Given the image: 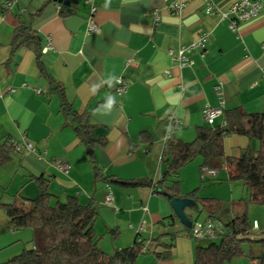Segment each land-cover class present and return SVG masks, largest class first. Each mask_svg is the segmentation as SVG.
Instances as JSON below:
<instances>
[{
	"label": "crops",
	"instance_id": "crops-1",
	"mask_svg": "<svg viewBox=\"0 0 264 264\" xmlns=\"http://www.w3.org/2000/svg\"><path fill=\"white\" fill-rule=\"evenodd\" d=\"M10 1L12 8L0 13V145L26 137L37 147L33 153L13 152L8 161L0 162V264L33 247V232L11 230L3 207L35 200L38 178L49 181L54 199L74 196L82 204L95 205L94 226L107 254L131 247L144 222L142 239L164 237L162 242L173 247L167 254L159 247L156 253L141 255L138 264H194L197 243L171 202L137 182L162 176L168 119L183 123L172 142H193L197 128L208 126L203 111L206 106L220 107L219 84L224 86V112L240 108L247 114H264V9L233 31L219 14L206 15V0H181L185 6L179 15L169 8L178 0H95L100 30L91 33V7L84 0H70L66 6L73 13L68 16L48 0ZM212 1L226 13L239 0ZM39 10L30 22L29 16ZM23 23L40 36L41 61L63 86L73 110L89 116L92 135L106 143H96L94 154L101 177L108 181L96 180L88 146L78 137L73 118L62 112L60 94L50 91L34 48L13 52L15 31ZM202 33L208 37L206 51L193 52L191 65L180 67L169 52L195 42ZM119 78L128 84L124 93L118 92ZM225 118L224 114L216 126ZM224 147L226 156L240 158L257 150L259 142L232 134ZM54 160L69 164L70 172L50 164ZM224 163L216 159L209 164L220 170L211 187L199 178L201 159L184 167L179 173L182 195L200 188L199 198L219 201L214 220L228 224L247 214L250 224L256 221L264 231V206L247 204L249 191L243 182L228 180V173L221 171ZM108 188L115 207L106 204ZM186 212L194 223L202 214L209 219L202 207ZM114 229L119 235L111 233ZM245 244L254 246L246 252ZM258 245L244 243L246 260L235 258L226 264H264V248Z\"/></svg>",
	"mask_w": 264,
	"mask_h": 264
},
{
	"label": "trees",
	"instance_id": "trees-1",
	"mask_svg": "<svg viewBox=\"0 0 264 264\" xmlns=\"http://www.w3.org/2000/svg\"><path fill=\"white\" fill-rule=\"evenodd\" d=\"M9 1L2 0L1 5ZM60 1L51 2L60 3ZM8 11L2 10L1 13ZM40 12L39 10L31 14L30 22ZM60 13L68 16L73 11L62 3ZM40 43L41 38L32 30L31 25L23 23L15 31L12 42L13 52L20 47L34 48L40 71L50 83V91L60 94L62 112L73 118L78 137L88 146L96 180L108 181L101 177V170L94 154L96 143L102 146L106 143L92 135L94 126L89 116H81L73 110L67 101L63 86L47 72L41 61ZM224 114L226 118L221 125L198 127L197 137L193 142H170L165 150V155L169 158L163 161L164 171L161 179L156 183L141 180L137 182V185L154 188L157 195L168 198L170 202L174 198H191L196 201L195 210L202 207L208 214L207 218L215 219L219 201L199 198L200 188L183 196L179 173L197 159L202 160L201 168L209 166L216 159H224L228 180L243 182L249 191L250 197L247 204L264 206V114H247L240 108L226 111ZM232 134L257 140L259 148L248 150L240 158L226 156L224 140ZM13 152L15 149L12 141L0 145V162L8 161ZM36 181L39 186V196L35 200L27 204L3 207L9 218L8 226L11 230L33 232V247L25 249L6 264H138L141 255L149 252L156 253L159 247L166 249L165 254H167L173 247L172 244L167 245L162 242L164 237L146 240L140 237V233L131 247L117 250L113 255H109L99 245L102 236L97 234L94 226L98 217L95 205L82 204L74 196H68L65 200L54 199L50 192L49 181L44 178H38ZM169 223L172 225V222ZM223 225L226 233L220 238L197 240L191 237L197 243L194 264H226L244 255L242 245L246 242L258 243L264 248V231L256 237L258 234L252 230L247 214ZM184 230L191 236V229ZM111 233L119 235L117 229L112 230ZM203 241L208 243L203 244ZM156 255L161 258L160 254Z\"/></svg>",
	"mask_w": 264,
	"mask_h": 264
},
{
	"label": "built area",
	"instance_id": "built-area-1",
	"mask_svg": "<svg viewBox=\"0 0 264 264\" xmlns=\"http://www.w3.org/2000/svg\"><path fill=\"white\" fill-rule=\"evenodd\" d=\"M49 2L53 0H48ZM87 5H90V18H89V32L91 33H97L100 28L97 26L95 22V15H96V5L95 0H84ZM14 2H5L0 6V13L2 10H10L13 6ZM58 10H61L62 5L60 3H54ZM185 4L183 1L178 0L176 2H173L169 5L170 10L176 14H181ZM264 9V0H239L238 2L234 3L230 10L226 13L221 12L216 5L213 3L212 0H206V15H213V14H219L221 16V20L228 23V26L231 30L235 31L238 27V25L244 21L250 20L257 16L262 10ZM156 21L160 20V17L158 15V12H154ZM207 35L205 33H202L200 38L196 40L195 42H192L189 45L181 46L177 52H169V54L172 56L174 61L180 66L185 67L191 65L190 61V55L195 51H206V44H207ZM117 83L119 84L118 92L124 93L126 89L128 88V84L124 82L123 79L119 78L117 80ZM216 93L219 98L220 107L219 108H212L210 106H206V108L203 111L204 121L206 125L208 126H215L216 122L219 118L224 116V107H225V100H224V86L223 84H219L216 87ZM225 125V123H224ZM183 126V123L181 120L171 117L167 120L165 127H164V136H163V142L164 145L167 147L170 142H172L174 135L177 131H179ZM12 144L14 146L15 152L19 154H28L33 153L36 151V143L30 141L26 137H22L20 140H12ZM169 157L163 154V160L165 161ZM50 164L55 165L61 172L63 173H69L71 170V166L63 161L60 160H54ZM221 171H226V167L223 166ZM220 173V170H217L215 168H212L210 166H204L200 169V177L203 181H206L208 177H210V180L216 179L218 177V174ZM162 176H160L157 180L154 181L156 183L158 180L161 179ZM108 195L106 197V204L112 207H115L114 204V197L113 193L111 192L110 188ZM153 194H156L154 191V188L151 189ZM27 204V203H25ZM147 210V208H145ZM145 223L143 222L140 225V228L138 230V233H142L145 231ZM252 230L256 232L258 235L256 237H259V233L262 232L260 229L258 222L252 223ZM225 229L224 225L221 222H218L214 219H207L203 222H195L193 223V226L191 228V237L193 239L197 240H210V239H216L220 238L223 235H225ZM146 245H149V241L146 242Z\"/></svg>",
	"mask_w": 264,
	"mask_h": 264
},
{
	"label": "water",
	"instance_id": "water-1",
	"mask_svg": "<svg viewBox=\"0 0 264 264\" xmlns=\"http://www.w3.org/2000/svg\"><path fill=\"white\" fill-rule=\"evenodd\" d=\"M70 0H61L60 3L68 5ZM171 206L173 211L180 221V223L187 229H191L193 226L192 218L187 214V209H194L196 206V201L191 198H174L171 201Z\"/></svg>",
	"mask_w": 264,
	"mask_h": 264
},
{
	"label": "rangeland",
	"instance_id": "rangeland-1",
	"mask_svg": "<svg viewBox=\"0 0 264 264\" xmlns=\"http://www.w3.org/2000/svg\"><path fill=\"white\" fill-rule=\"evenodd\" d=\"M199 178L201 179V177H200V173H199ZM202 180V179H201ZM207 183H206V186H209V187H211L212 186V183L214 182L213 180H210V177H208L207 178ZM203 191V190H202ZM198 222H203L206 218H205V216H204V214H202L200 217H198ZM19 232V231H18ZM203 244H206V243H208L207 241H203L202 242ZM24 246V245H23ZM250 246H254V245H249V244H245V251L246 252H249V247ZM256 246V245H255ZM258 247L260 248V247H262V246H260V245H258ZM239 259H242V261H244V260H246V257H244V256H242V257H239ZM262 260L264 261V250H263V256H262Z\"/></svg>",
	"mask_w": 264,
	"mask_h": 264
}]
</instances>
